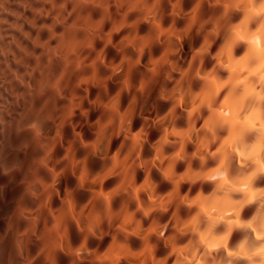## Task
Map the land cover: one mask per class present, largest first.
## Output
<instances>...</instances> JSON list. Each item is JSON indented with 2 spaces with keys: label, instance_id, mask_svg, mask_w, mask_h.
Instances as JSON below:
<instances>
[{
  "label": "clouds",
  "instance_id": "1",
  "mask_svg": "<svg viewBox=\"0 0 264 264\" xmlns=\"http://www.w3.org/2000/svg\"><path fill=\"white\" fill-rule=\"evenodd\" d=\"M0 181V264H264V0H0Z\"/></svg>",
  "mask_w": 264,
  "mask_h": 264
},
{
  "label": "bare ground",
  "instance_id": "2",
  "mask_svg": "<svg viewBox=\"0 0 264 264\" xmlns=\"http://www.w3.org/2000/svg\"><path fill=\"white\" fill-rule=\"evenodd\" d=\"M0 182H3V181H0ZM16 193L14 192V191H12V192H9V196L11 197V196H14ZM0 207H3V205H0ZM3 227V225L2 224H0V228H2Z\"/></svg>",
  "mask_w": 264,
  "mask_h": 264
}]
</instances>
